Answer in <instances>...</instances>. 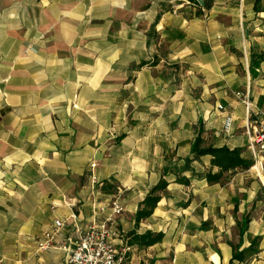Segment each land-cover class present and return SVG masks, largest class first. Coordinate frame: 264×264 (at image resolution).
<instances>
[{"label":"crops","instance_id":"1","mask_svg":"<svg viewBox=\"0 0 264 264\" xmlns=\"http://www.w3.org/2000/svg\"><path fill=\"white\" fill-rule=\"evenodd\" d=\"M259 3L0 0V264H66L58 246L74 238L75 224L91 221L93 207H103L96 220L104 218L117 194L123 211L116 247H130L128 264L228 263L229 246L213 250L202 225L229 219L236 202L252 196L251 186H240L249 172L208 183L182 170L183 159L199 126L206 144L251 156L250 114L234 93L247 92L252 110H264V61L250 69L247 54L239 67L229 54L220 63L216 38L238 21L264 18ZM216 104L233 116L230 136ZM209 165L208 156L190 163L199 172ZM167 167L161 199L135 226L140 200ZM55 219H67L56 248L39 249ZM134 228L161 231L162 240L128 245L123 234ZM259 231L249 227L248 238Z\"/></svg>","mask_w":264,"mask_h":264},{"label":"built area","instance_id":"2","mask_svg":"<svg viewBox=\"0 0 264 264\" xmlns=\"http://www.w3.org/2000/svg\"><path fill=\"white\" fill-rule=\"evenodd\" d=\"M236 99L244 106L250 119L245 129L254 164L251 166L258 175L264 161V110L253 111L248 93L236 91ZM216 111L223 114L222 131L226 136L233 133V116L223 104H216ZM94 167V163L90 164ZM93 176V180H94ZM110 212L102 219L96 220L97 213L103 207H93L92 219L83 227L74 225L75 236L69 239V244L58 246L66 253V264H123L129 246L116 247V240L121 238V231L117 227L116 217L123 211V204L119 194L110 201ZM74 217V215H72ZM67 219H55L49 229L43 232L38 241L39 249L56 248L55 237L66 226Z\"/></svg>","mask_w":264,"mask_h":264},{"label":"trees","instance_id":"3","mask_svg":"<svg viewBox=\"0 0 264 264\" xmlns=\"http://www.w3.org/2000/svg\"><path fill=\"white\" fill-rule=\"evenodd\" d=\"M262 61H264V52L250 50V69L257 67ZM201 131L202 129L199 126L191 144L190 157H185L183 159L184 166L182 170H190L192 178H201L205 179L208 183H216L222 180L224 173L233 172L236 169L245 170L252 165V158L244 152L243 148H230L226 145L216 146L213 144H206L201 137ZM202 156L209 157V168L202 172L195 171L190 167V163ZM168 172H171V167L164 169L161 177L150 187L142 200H140L134 213L135 226H137L141 219L150 216L157 202L161 199L160 191H163L168 184L163 176H166ZM175 181L183 185H188L190 183V179L184 176H176ZM248 222L249 218L246 214H242L241 219L236 222L238 227V242L232 244L230 241H227L228 245L231 247V256L227 264H247V256L258 253V236L251 239L247 246H242L243 236L247 231ZM123 237L128 245L150 246L161 241L163 233L161 231L154 232L150 230L138 233L134 228L123 234ZM214 259L216 261V256H214ZM123 264H128L127 256L125 257Z\"/></svg>","mask_w":264,"mask_h":264},{"label":"rangeland","instance_id":"4","mask_svg":"<svg viewBox=\"0 0 264 264\" xmlns=\"http://www.w3.org/2000/svg\"><path fill=\"white\" fill-rule=\"evenodd\" d=\"M214 1L220 2V1H225V0H214ZM229 1L231 4L235 5L237 0H229ZM231 4L228 8L226 9L221 8V10L223 12H225L224 10L228 12L229 9L233 8ZM258 8L264 11V4L259 3ZM262 15L264 16V14ZM218 25L224 26V24L220 21ZM231 31L233 32L229 33L225 31V33H223V35H221L220 38H216L217 40H219V43L221 44L220 49L224 50V52L220 54V56L217 57V60H219V58L221 59L219 61L220 63H224L226 59L228 58V55L233 54L231 59H233V61L237 63V66L240 67L242 66V64L243 65L244 63L246 64L245 59H247V54H249L248 53L249 47L253 43H254V45L252 46L253 50L264 52V18L255 19L254 25L253 23L247 24V22L245 21H242V24H241L238 21L236 23L235 30H231ZM181 65H182V69H184L188 65V62L182 61ZM250 157L252 158V160H254L252 155ZM253 164H254V161L252 165ZM251 166L247 169L248 170L247 172H249V176L247 180L242 179L240 182V186L247 185L246 186L247 188L248 186L249 188L251 186V190L253 191L252 196L247 199L246 194H245L243 198L245 202H242V201L236 202L234 216L229 217V219L228 218L225 219L224 217L222 218L220 216H215L213 220L206 221L204 226L202 225V229L207 230V235L204 234V236L206 237L205 239L208 242L211 241L210 245L213 250L214 249L216 250L217 246L228 245L227 241H230L232 244H236L238 242V227H237L236 222L241 219L242 214H246L247 217L249 218V222L247 225V231L249 227L253 228V227L259 226V230H260L259 232L261 233L259 234L258 232L255 235V236H258L257 238L258 253L253 254L251 256H247V259H246L247 264H256V261L259 258L258 255H263L264 257V182L263 180L260 179L259 175H257V173L254 171V169ZM258 170L264 176V161L262 162V169L261 170L258 169ZM230 177H231L230 174H226V176H223L221 181L224 184L227 181L230 182L231 180ZM239 203H241L242 205L238 207L237 205ZM238 209H240L239 212H238ZM211 228H212V231L210 234L209 230ZM247 231L245 232L243 236L242 246H247L249 244V241L255 237L254 236L253 238H248ZM260 245H262L261 249H260ZM229 248L231 251L230 246ZM234 264H238V263H234Z\"/></svg>","mask_w":264,"mask_h":264},{"label":"bare ground","instance_id":"5","mask_svg":"<svg viewBox=\"0 0 264 264\" xmlns=\"http://www.w3.org/2000/svg\"><path fill=\"white\" fill-rule=\"evenodd\" d=\"M258 175H259L260 179L263 180V182H264V176L260 173V171H259Z\"/></svg>","mask_w":264,"mask_h":264}]
</instances>
